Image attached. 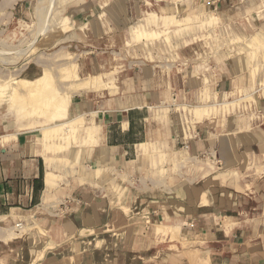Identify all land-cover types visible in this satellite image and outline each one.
Listing matches in <instances>:
<instances>
[{
    "label": "crops",
    "instance_id": "1",
    "mask_svg": "<svg viewBox=\"0 0 264 264\" xmlns=\"http://www.w3.org/2000/svg\"><path fill=\"white\" fill-rule=\"evenodd\" d=\"M16 4L0 0V25L12 22ZM188 66H130L116 83L75 95L67 111L62 126L86 123L87 167L123 190L119 205L132 203L118 207L115 224L86 186L98 180L86 173L81 189L60 181L59 140L0 123V264H264V95L252 112L204 117L187 132L172 107L210 102ZM49 173L57 177L50 190ZM34 215L48 222L15 254L9 226ZM163 246L166 256L158 255Z\"/></svg>",
    "mask_w": 264,
    "mask_h": 264
},
{
    "label": "rangeland",
    "instance_id": "2",
    "mask_svg": "<svg viewBox=\"0 0 264 264\" xmlns=\"http://www.w3.org/2000/svg\"><path fill=\"white\" fill-rule=\"evenodd\" d=\"M140 63L167 72L190 65L194 89L199 85L210 102L193 97L172 107L183 115L187 132L204 117L252 112L258 95H264V0H17L12 22L0 25V123L39 127L45 140H59L56 151L65 168L60 181L67 189H81L86 173L98 180L86 186L114 224L120 220L118 207L129 209L131 201L119 205L123 190L103 185L102 170L87 167L80 141L84 119L62 124L75 95L104 88V80L116 83L122 70ZM104 195L115 199L105 206ZM47 222L34 215L9 226L13 252ZM5 225L0 220V240ZM4 246L0 242V256ZM24 250L19 254L29 258ZM158 251L166 256L165 246Z\"/></svg>",
    "mask_w": 264,
    "mask_h": 264
},
{
    "label": "bare ground",
    "instance_id": "3",
    "mask_svg": "<svg viewBox=\"0 0 264 264\" xmlns=\"http://www.w3.org/2000/svg\"><path fill=\"white\" fill-rule=\"evenodd\" d=\"M56 179H57V177L52 173H49L47 175L46 182H47V186H48L49 190L54 187V185L56 183Z\"/></svg>",
    "mask_w": 264,
    "mask_h": 264
}]
</instances>
